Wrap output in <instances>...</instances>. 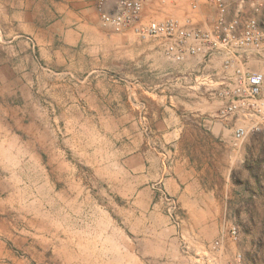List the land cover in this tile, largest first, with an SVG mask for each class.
I'll list each match as a JSON object with an SVG mask.
<instances>
[{
    "label": "rangeland",
    "instance_id": "rangeland-1",
    "mask_svg": "<svg viewBox=\"0 0 264 264\" xmlns=\"http://www.w3.org/2000/svg\"><path fill=\"white\" fill-rule=\"evenodd\" d=\"M62 1L0 0V264H264V129L236 142L218 110L200 120L222 123V144L204 126L182 144L214 189L218 223L197 226L192 247L177 197L153 185L152 203L168 223L131 229L133 197L117 191L127 185L126 158L144 147L141 138L160 135L163 108L219 103L197 78L208 70L167 60L151 38L99 21L68 38L77 21L60 16ZM191 1L148 0L143 13L181 16ZM197 1L210 21L211 8ZM226 1L234 14L238 0ZM241 11L264 25V6L245 2ZM156 187L176 199V224Z\"/></svg>",
    "mask_w": 264,
    "mask_h": 264
},
{
    "label": "built area",
    "instance_id": "built-area-1",
    "mask_svg": "<svg viewBox=\"0 0 264 264\" xmlns=\"http://www.w3.org/2000/svg\"><path fill=\"white\" fill-rule=\"evenodd\" d=\"M147 1L96 0L99 25L114 33L155 40L165 58L173 63L208 69L201 81L218 100L216 116L233 122L234 141L240 142L248 134L264 129V25L256 16L244 17L241 13L245 2L258 10L264 6V0H238L234 14H230L226 0H202L212 10L210 21L197 0H192L181 16L146 19L143 9ZM212 61L219 67L210 69ZM155 189L169 220L176 224V199L162 187ZM229 234L236 243L234 226ZM220 245L216 239L212 249L218 250Z\"/></svg>",
    "mask_w": 264,
    "mask_h": 264
},
{
    "label": "crops",
    "instance_id": "crops-1",
    "mask_svg": "<svg viewBox=\"0 0 264 264\" xmlns=\"http://www.w3.org/2000/svg\"><path fill=\"white\" fill-rule=\"evenodd\" d=\"M57 11L62 13L60 16L64 17V20L70 16L76 18V27L66 29L68 38L74 40L75 33L79 34L90 23L98 21L96 0H63L58 3ZM210 66L212 69L219 67V64L212 61ZM205 75L207 73L197 78L202 79ZM215 110L218 108H163L166 117L161 123L163 127L160 135L141 138L138 142L144 147H138L135 153L126 158V167L122 168V176L128 177L127 185L117 191L121 197L128 195L133 197L130 208L136 210V214L131 229L137 234L141 233L140 224L146 225L155 222L158 218L168 223L159 212V205L152 203L153 185L163 186L169 194L177 197L187 223L192 226L193 234L189 235L190 238L188 236L192 247H196L193 235H198L195 233L197 226L208 224L215 226L220 220L215 211L216 208L219 210L220 206L214 189H209L200 182L194 167L195 160L191 162L182 148L188 131L194 128L200 129V126L211 132L213 141L222 142L221 137H217L222 130V123L219 120H200L202 116ZM166 229L169 233L175 232L172 226L166 225Z\"/></svg>",
    "mask_w": 264,
    "mask_h": 264
},
{
    "label": "trees",
    "instance_id": "trees-1",
    "mask_svg": "<svg viewBox=\"0 0 264 264\" xmlns=\"http://www.w3.org/2000/svg\"><path fill=\"white\" fill-rule=\"evenodd\" d=\"M260 246H261V245H260ZM257 258H259V257H256V256L253 255V257L251 258L252 263H254V262L256 261Z\"/></svg>",
    "mask_w": 264,
    "mask_h": 264
}]
</instances>
